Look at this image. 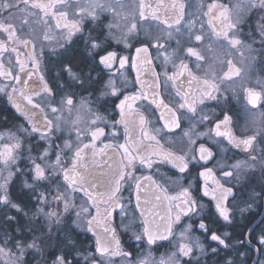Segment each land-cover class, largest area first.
I'll return each instance as SVG.
<instances>
[{
	"label": "snow or ice",
	"instance_id": "snow-or-ice-1",
	"mask_svg": "<svg viewBox=\"0 0 264 264\" xmlns=\"http://www.w3.org/2000/svg\"><path fill=\"white\" fill-rule=\"evenodd\" d=\"M117 6L114 0H0V77L8 81L0 87L7 102L0 106V264H264V0L211 3L206 11L197 2L189 12L184 3H173L166 28L145 31L143 39ZM143 9L141 3L139 16L147 18ZM217 13L219 27L213 23ZM209 14L206 35L201 17ZM49 15L56 19L55 35L44 19ZM37 24L47 29L43 40L55 58V86L42 74L40 86H30L40 70L35 59L30 71L19 59L9 61L11 67L4 63V54L20 45L35 48ZM133 37L143 45L135 51L143 54L151 83L138 75L139 89L125 94L128 81L112 70L117 63L123 68L128 57L118 56L112 45L129 47ZM172 40L176 46L169 50ZM77 48L85 55L78 57ZM149 48L156 49L160 72L152 67ZM225 49L240 53L243 69L228 60V71L219 76L214 62L201 63L204 51L218 59ZM193 57L195 71L187 62ZM161 74L174 95L161 93ZM224 80L230 83L223 91L235 94L238 87L251 106L245 109L250 128L235 131L227 109L217 111ZM109 106L118 110V120L105 115ZM66 107L75 110L74 120L58 114ZM156 111L162 125L153 123ZM110 121L113 129L123 127L125 142L97 151L104 135L100 124ZM89 132L91 143H83ZM162 140H178L179 146L164 147ZM232 150L244 158L233 159ZM97 155L105 157L103 163ZM141 169L164 183L136 175ZM146 188L150 197L142 195ZM116 209L120 221L113 226ZM238 214L251 225L246 234L235 231ZM160 249L163 255L155 256Z\"/></svg>",
	"mask_w": 264,
	"mask_h": 264
},
{
	"label": "flooded vegetation",
	"instance_id": "flooded-vegetation-1",
	"mask_svg": "<svg viewBox=\"0 0 264 264\" xmlns=\"http://www.w3.org/2000/svg\"><path fill=\"white\" fill-rule=\"evenodd\" d=\"M41 2H45V0H41ZM47 2H51V0H47ZM72 3H75L76 0H71ZM197 2L203 3L204 5V10H207V7L211 3H218V4H224V5H230V0H114V3H116L117 6V11H120L121 13L127 14L128 20L124 21L125 23H128L129 25L131 23H136L138 27L140 28V38L143 39L144 37V32L145 31H150L153 34H159L161 29L166 28V25L163 23V21L166 18L172 17V9L169 7L173 3H184L186 5L185 11H194L195 9L193 8H188V5H193L196 4ZM143 3L144 5V12L145 16L147 18H141L139 16V5ZM122 4L123 7H119V5ZM59 7V5H57ZM55 11V9H53ZM215 11V10H214ZM153 14H155L158 19H153ZM105 17L107 18V22L112 21V13L108 12L104 14ZM209 16H203L201 19L203 20L204 23V29L206 35L211 32V28L209 26ZM44 19H47L49 21V24L51 28L53 29V35L58 31L55 29V24H56V19L52 18L51 15L48 17H44ZM123 20V17H121ZM183 23V21L181 22ZM213 23L216 24L217 27L220 26V19H219V13H217V18L213 20ZM36 29V40H35V48L33 49L31 46L29 47H24L22 45L18 46L17 52H12V53H5L4 54V63L7 67H11V64H15L16 60L19 59L26 67V70H32V61L33 59L37 60L39 62V72L36 75H33L32 80L29 81L30 86L32 87H39L40 86V81H39V75H44L45 79L49 81L50 86H55L56 83V69L54 67V60L55 58L50 55V49L48 47V44L50 43L49 41H44L43 40V31H47V29H43V25L37 24L34 25ZM175 27V25H174ZM199 27V25H197ZM43 29V31H42ZM211 43V41H209ZM170 44V49L174 48L176 46V41L172 40L169 41ZM143 45L137 44L135 37L132 38V43L129 47H124V45H117L115 42H113V49L118 51V56H124L128 57V60L125 62V65L123 68H119V63H117L114 68L113 72L116 73V75L119 77L120 73H123V77H120L121 81L127 80L128 81V88L125 91V94H130L133 91V88L136 90L139 89V85L135 84V81L137 79V76L139 75L141 79L147 80L148 83H151V77L147 73L146 69L149 67L147 64H145L144 59H143V54H137L135 51L136 47H142ZM76 53L79 56L85 55L82 53V50L80 48L76 49ZM206 57V61H202L201 63L204 64L205 67H207V63L214 62L215 64V72L219 76H223L224 73L228 71V60H232L233 65L237 68H244V65L241 63L242 57L239 52H235L234 50H228L225 49L223 53H217L218 59L214 57L213 52L211 51H204L202 53ZM148 55L153 58V65L152 67L155 68L157 72H160L161 69L159 67V62L155 60L156 56V49L155 48H149V53ZM11 61V64L9 63ZM190 65V67L193 68L195 71V58H190L187 61ZM135 65V67L133 66ZM116 69H119L118 72H116ZM16 72H19V66L17 65L15 68ZM174 69L172 66L169 64L168 65V74L171 75ZM105 74L108 73V70H104ZM21 75H23L21 73ZM202 75V73H201ZM161 88L160 91L164 96H168L169 92L174 95V89L170 88H165L163 86V81H164V76L161 74ZM233 79H238L236 77H233ZM8 81L4 80L3 77H0V87L4 86L7 84ZM230 82L227 80H224L221 88H222V98L221 102L219 104V107L217 108V111L219 112L221 109H227L229 115L232 116L233 119V126L234 130L239 132L241 129H244L245 127L250 128V114L245 111L246 106L251 107L250 105H247L246 100L243 99V93L240 92L239 88H236V93L234 94L232 90H227L223 91V89L229 84ZM253 83L255 81L253 80ZM83 96L87 97L88 93H83ZM223 97H228L227 103L225 104ZM122 98V97H121ZM35 99H39L38 97ZM80 100V94L77 95L76 98H74V104H79ZM118 102V101H117ZM6 98L0 94V106H5L6 105ZM139 103V102H138ZM146 103V102H145ZM212 105H215L216 102H209ZM253 111H258V110H253ZM62 119L71 121L74 120L76 117V112L75 110L69 111L67 107L63 110L62 113H58ZM82 115L87 119V114L82 113ZM107 116H114L117 120L119 119L118 115V110L113 111L111 106L108 108V112L105 113ZM48 116L49 118H53V114L48 111ZM160 112L156 111L152 115V120L153 123H157L159 125L163 124V120L159 119ZM111 121L109 122V125H104L100 124V127L104 128V135L100 136L99 139L96 141V149L99 151L100 148H103L105 144H111L114 147L118 144H124L125 139H124V134H123V127L118 126L116 129H113L111 126ZM83 127V124L80 125ZM5 129L0 128V131H4ZM113 131L117 132V136L113 137L111 133ZM179 132V130H176ZM248 134H251V130L249 131ZM61 133H57V136H60ZM64 139L69 138V134L67 131L63 133ZM72 141L75 142L76 137L75 133L73 132L71 135ZM81 139L83 140V143H91V134L90 132L87 135H82ZM57 144L62 145L63 140L57 139L56 140ZM147 143V141H145ZM161 144L164 147L167 148H177L179 146V141L177 140L176 144H169L166 143L165 141H161ZM107 151H111V149H108ZM230 156L233 157V159H243L244 155L243 153L238 152L237 150H232L229 153ZM71 156V153H67L66 159ZM119 157H117L118 159ZM85 159L86 160H91V157L89 155V150H85ZM105 157L102 155H97L96 160L103 163ZM138 176H143V175H153L154 179H158L159 183H164L163 179L158 178L154 174H152L149 170L147 169H141L139 172L136 173ZM258 175V173H257ZM215 179H220L219 173L217 172L215 174ZM209 184L212 183V178L209 179ZM203 183V181H201ZM168 186V185H166ZM169 187V194L170 195H175L176 194V189L172 186ZM18 191V189H17ZM124 197L127 198L129 193L124 192ZM142 195H147L151 196V189L146 188L142 191ZM133 199V205L135 203V195L133 194L132 196ZM205 201L208 200V198H204ZM165 206L166 203H165ZM156 211H161V209H155ZM103 211V209H101ZM119 209H116L113 212V217H112V222L113 226L119 223L120 217L118 215ZM92 214L95 215V209L92 210ZM138 215V214H137ZM247 215V214H246ZM237 219L239 221L235 231L237 233L239 232H244L246 234V225L251 226L248 224V221L244 220L242 217L237 215ZM256 220H259V216L256 217ZM101 223L103 221L101 220ZM254 224L255 221H252ZM229 232H232V228L227 229ZM83 235V234H82ZM198 235V233H197ZM87 236H91V234H87ZM236 238H239L238 236ZM122 240L126 239V236L122 235L121 236ZM155 247V246H154ZM165 249H160L159 252H155L154 255L159 257L160 255H163Z\"/></svg>",
	"mask_w": 264,
	"mask_h": 264
}]
</instances>
